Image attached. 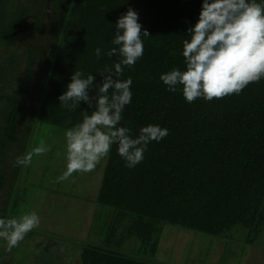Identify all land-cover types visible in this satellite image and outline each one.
I'll use <instances>...</instances> for the list:
<instances>
[{
	"label": "trees",
	"instance_id": "obj_1",
	"mask_svg": "<svg viewBox=\"0 0 264 264\" xmlns=\"http://www.w3.org/2000/svg\"><path fill=\"white\" fill-rule=\"evenodd\" d=\"M129 7L150 35L142 37V58L120 76L133 81L121 126L136 136L141 127L158 124L169 135L151 142L133 168L112 145L96 197L102 243L82 244L112 264H161L119 245L136 238L144 248L166 224L211 236H225L236 225L257 233L264 224V78L239 95L192 103L160 80L173 68L184 70L183 41L190 39L187 30L202 0H0V49L7 53L0 59V192L7 187L0 218L11 217L21 169L15 160L24 155L34 124L67 131L82 121L81 110L91 114L84 102L71 109L58 97L75 70L85 78L92 74L95 86L105 66L118 62L107 52L115 47L117 19ZM2 241L0 264L7 249Z\"/></svg>",
	"mask_w": 264,
	"mask_h": 264
},
{
	"label": "clouds",
	"instance_id": "obj_2",
	"mask_svg": "<svg viewBox=\"0 0 264 264\" xmlns=\"http://www.w3.org/2000/svg\"><path fill=\"white\" fill-rule=\"evenodd\" d=\"M139 15L131 7L115 24V34L108 57L118 56V62L105 66L102 81L94 86L95 77L75 70L66 90L58 97L65 107L75 109L84 102L92 109L81 110L82 121L69 128L66 139V171L58 182L67 180L74 172H92L108 156L112 145L125 166L133 168L144 160L148 145L169 135L158 124L141 127L139 134L121 126L125 107L132 101L131 78L120 79L125 67H133L142 58V37L150 34L138 22ZM143 29V30H142ZM183 41L185 68H173L160 76L167 90L179 87L188 103L197 98L207 101L221 99L241 91L264 78V3L256 0H202L201 12L194 26L188 28ZM99 59L101 49H95ZM114 69V71H113ZM111 91V95H109ZM95 92V95L92 93ZM50 146L41 143L18 156L15 166H29L33 156L44 155ZM35 211L19 217L0 218V239L7 249L17 247L26 234L39 226Z\"/></svg>",
	"mask_w": 264,
	"mask_h": 264
},
{
	"label": "rangeland",
	"instance_id": "obj_3",
	"mask_svg": "<svg viewBox=\"0 0 264 264\" xmlns=\"http://www.w3.org/2000/svg\"><path fill=\"white\" fill-rule=\"evenodd\" d=\"M5 51L0 49V59L7 57ZM65 133V130L35 123L25 142L24 154L41 143L51 150L34 155L31 165L21 166L9 213L14 218L35 211L40 223L17 247L11 251L4 249V264L113 263L112 259L88 251L82 244L102 243L99 220L103 209L96 197L105 158L92 172H74L67 180L58 182V177L66 171ZM6 190L7 187L0 195H6ZM155 238L144 248L136 238L119 246L140 260L161 264H264V224L257 233L236 225L225 236L166 224L160 227ZM3 248L1 245L0 251Z\"/></svg>",
	"mask_w": 264,
	"mask_h": 264
}]
</instances>
